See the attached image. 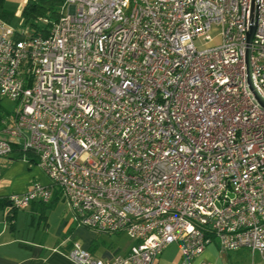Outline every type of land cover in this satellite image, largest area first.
<instances>
[{
	"label": "built area",
	"instance_id": "1",
	"mask_svg": "<svg viewBox=\"0 0 264 264\" xmlns=\"http://www.w3.org/2000/svg\"><path fill=\"white\" fill-rule=\"evenodd\" d=\"M255 93L264 0H64L46 36L0 18V101L16 103L0 160L30 153L49 181L7 200L57 193L79 226L129 240L109 260L74 244L76 264H154L170 245L192 264L211 244L264 264Z\"/></svg>",
	"mask_w": 264,
	"mask_h": 264
},
{
	"label": "crops",
	"instance_id": "2",
	"mask_svg": "<svg viewBox=\"0 0 264 264\" xmlns=\"http://www.w3.org/2000/svg\"><path fill=\"white\" fill-rule=\"evenodd\" d=\"M20 154L15 149L10 158L0 160V198L22 194L33 183L49 184L36 166L35 157ZM121 236L124 235L96 233L79 226L59 195L50 208L39 202L24 210L5 206L0 209V264H76L67 256L74 244L88 250L94 258L109 260L127 250L129 240L126 237L127 241L120 243ZM223 253L211 244L192 264H232ZM179 261L180 252L173 264ZM154 264L166 263L159 260Z\"/></svg>",
	"mask_w": 264,
	"mask_h": 264
},
{
	"label": "trees",
	"instance_id": "3",
	"mask_svg": "<svg viewBox=\"0 0 264 264\" xmlns=\"http://www.w3.org/2000/svg\"><path fill=\"white\" fill-rule=\"evenodd\" d=\"M3 1L0 0V18L7 23H10L12 15L3 9ZM64 0H26L20 11L22 27H27L33 36H46L49 33V29L52 24L58 20L61 15V6ZM46 21V22H43ZM7 116L4 113L0 102V121ZM23 155H31L30 153H22ZM32 162L33 160H29ZM58 198V194L55 193L53 198L48 203H41L45 208H50ZM10 206L7 198H0V209ZM13 209V208H11Z\"/></svg>",
	"mask_w": 264,
	"mask_h": 264
},
{
	"label": "rangeland",
	"instance_id": "4",
	"mask_svg": "<svg viewBox=\"0 0 264 264\" xmlns=\"http://www.w3.org/2000/svg\"><path fill=\"white\" fill-rule=\"evenodd\" d=\"M25 1L26 0H4L3 9L12 15L11 20L9 21L11 25L17 28L24 29L25 34H30V31L27 27H22V21L20 16V11ZM0 102H1V107L4 113L7 114V116L11 115L16 109V103L8 99H2ZM126 241L127 239L125 235L121 236L120 240H118V242L120 243ZM223 254L225 255V257H227L228 260H230L232 264H263L257 253L251 254L250 252L244 250L239 252H224ZM178 256H179L178 246L170 245L156 259V261L161 260L163 261V263L173 264ZM156 261L154 263H156Z\"/></svg>",
	"mask_w": 264,
	"mask_h": 264
},
{
	"label": "water",
	"instance_id": "5",
	"mask_svg": "<svg viewBox=\"0 0 264 264\" xmlns=\"http://www.w3.org/2000/svg\"><path fill=\"white\" fill-rule=\"evenodd\" d=\"M254 16L252 15L251 17V28H250V32L248 34V38H247V42H248V45L250 44L251 40H252V36H253V33H254ZM248 59H249V51L247 50V53H246V64L248 66ZM248 74H250V71H249V67H248ZM249 82L251 84V80H250V75H249ZM257 99L259 100V102L262 104V106L264 107V101L259 97V95L257 93H255Z\"/></svg>",
	"mask_w": 264,
	"mask_h": 264
}]
</instances>
